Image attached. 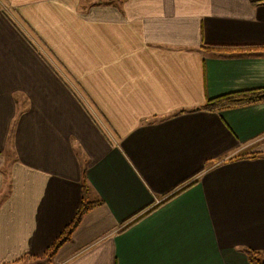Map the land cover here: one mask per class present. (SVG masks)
<instances>
[{
  "label": "crops",
  "instance_id": "obj_1",
  "mask_svg": "<svg viewBox=\"0 0 264 264\" xmlns=\"http://www.w3.org/2000/svg\"><path fill=\"white\" fill-rule=\"evenodd\" d=\"M252 88L264 0H0V264H259Z\"/></svg>",
  "mask_w": 264,
  "mask_h": 264
},
{
  "label": "trees",
  "instance_id": "obj_2",
  "mask_svg": "<svg viewBox=\"0 0 264 264\" xmlns=\"http://www.w3.org/2000/svg\"><path fill=\"white\" fill-rule=\"evenodd\" d=\"M119 2L125 1V0H116ZM209 50H218L214 47H206ZM264 99V88H252L247 90H239V91H233L224 93L212 98L206 99V101L196 109L199 110H205V111H216V110H222L226 108H232V107H238V106H244L248 104H252L255 102H259ZM195 180H192L191 182H195ZM85 184H82V197L79 206L76 208L73 218L71 221L64 227V229L61 231V233L58 235V237L55 239V241L52 243L50 248L48 249V254L51 255L55 251V249L62 244L64 241H66L77 224L79 223L82 215L87 212L93 205H95L92 201H87L83 193L85 192ZM249 260L250 261H257L260 262L259 264H264V256H256V254L252 253L251 251H248Z\"/></svg>",
  "mask_w": 264,
  "mask_h": 264
}]
</instances>
